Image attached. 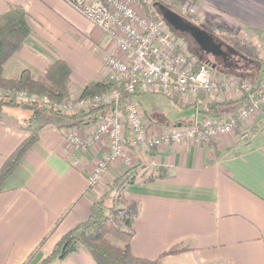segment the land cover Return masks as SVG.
I'll return each mask as SVG.
<instances>
[{"label":"crops","instance_id":"0c3cea01","mask_svg":"<svg viewBox=\"0 0 264 264\" xmlns=\"http://www.w3.org/2000/svg\"><path fill=\"white\" fill-rule=\"evenodd\" d=\"M248 1L214 0L213 4L222 9L220 13L227 16L224 22L235 27L233 31L254 34L264 48V0ZM16 4L25 9L31 31L5 63L6 78L26 68L43 74L50 63L62 59L71 69V98L80 97L93 81L112 86L106 60L115 49L114 38L67 0H0V15ZM256 59L263 71L264 58ZM156 93L134 95L151 133L173 126L157 122V108L140 100L141 95ZM173 95L177 105L194 109L192 117L174 124L204 116L200 109L207 102L223 103L222 114L235 112L241 103L235 91L215 98L205 94L197 106L193 105L197 94ZM30 115L17 106L0 112V168L28 137L24 126ZM97 121L81 122L58 112L38 115L36 122L43 125L40 139L0 191V264H40L62 235L89 217L92 202L105 193L107 184L133 166L136 179L124 190L126 200L139 202L133 254L160 258L162 264H264V131L248 140L235 129L205 144L173 141L151 150L133 149L132 165L116 161L98 185L89 187L88 175L108 151L109 138L80 152L81 163L74 165L64 130L71 127L85 134ZM263 121L261 113L247 125ZM48 264L98 263L81 247Z\"/></svg>","mask_w":264,"mask_h":264},{"label":"built area","instance_id":"2783aa9c","mask_svg":"<svg viewBox=\"0 0 264 264\" xmlns=\"http://www.w3.org/2000/svg\"><path fill=\"white\" fill-rule=\"evenodd\" d=\"M104 32L114 38L115 49L107 57L113 84L108 89L78 98L51 100L48 95L27 89L6 88L0 84V95L19 102H44L58 113L84 114L93 107L107 106L99 114L93 130L81 134L74 128L64 130L66 147L74 165L81 163L80 152L93 147L105 136L109 149L88 175V186L101 182L116 161L132 165L134 150H151L173 141L205 144L219 134L240 129L242 139L264 131V121L247 125L251 118L264 113V85L256 91L254 84L233 75L215 77L209 65L197 67L196 56L185 39L174 32L154 10L140 13L139 6L150 0H67ZM129 93L158 92L177 94L199 91L215 98L235 91L241 99L237 110L217 116H200L160 132L148 130L140 102L133 96L122 104L120 89Z\"/></svg>","mask_w":264,"mask_h":264},{"label":"trees","instance_id":"16d2710c","mask_svg":"<svg viewBox=\"0 0 264 264\" xmlns=\"http://www.w3.org/2000/svg\"><path fill=\"white\" fill-rule=\"evenodd\" d=\"M26 11L21 5H11L10 9L0 15V84L6 88L27 89L29 91L46 94L51 100L59 101L69 98V81L71 69L62 59L49 64L43 74H34L30 69H23L18 75L11 78L4 76V65L13 54L19 50L30 34ZM156 17H160L156 12ZM190 19V18H189ZM181 35L180 32L174 31ZM196 56V54H194ZM207 62L197 57V67ZM261 63L251 56L241 54L238 50L233 54L231 63L221 69H214L218 74H230L238 78H245L254 84L256 91L264 85ZM109 87L103 81L90 82L82 91L81 96L100 93ZM108 89V88H107ZM122 104L135 93L120 89ZM171 97L175 99L173 94ZM198 98L193 103L197 106L205 96L204 92L197 93ZM7 106H17L30 111L31 115L25 120L24 128L29 135L6 158L0 168V191L6 179L21 166L26 152L40 139L43 125L36 120L41 113H53L57 110L44 102H19L14 98L0 95V112ZM223 103L207 102L200 109L204 116H217L223 113ZM107 106L93 107L84 114H70L73 118H80L81 122L95 121L99 118L100 109ZM88 116V117H87ZM87 117V118H86ZM163 169V168H161ZM136 166L128 168L107 184L103 195L92 202L91 212L87 219L79 222L67 231L56 243L54 249L41 261L48 264L55 257H66L72 251L85 248L98 264H162L160 258L148 259L133 254L131 241L134 236V220L139 211L137 200H127L124 206L118 202L125 199L124 190L127 185L134 182L137 176Z\"/></svg>","mask_w":264,"mask_h":264},{"label":"rangeland","instance_id":"374dc122","mask_svg":"<svg viewBox=\"0 0 264 264\" xmlns=\"http://www.w3.org/2000/svg\"><path fill=\"white\" fill-rule=\"evenodd\" d=\"M249 1L250 3L254 2V0ZM155 2L165 4L167 7H170L173 10H176L177 12L190 18L194 23L198 24L210 33L227 39L232 43L231 45L241 54L259 59L264 58V48L260 46V44L257 42L258 40H255L257 38L252 37L254 34L242 32L237 29L233 31L235 27H232L231 25H228L224 22V18H227V16L220 13L222 9L213 4L214 0H150V4L143 3V5L139 6V12L148 13L150 8L156 12L157 9L156 6H154ZM255 35L256 37L259 36L258 33ZM188 49L193 54H196V58L199 57V48L194 43L191 42L188 44ZM140 100L143 102V105L150 103L151 107L157 108L155 114L157 122H170L171 125H174L177 119H182L185 121L194 114L193 108L177 105L170 95L164 93L141 95ZM103 109L104 108L99 110L100 113L103 112ZM95 114L97 115L98 112ZM127 202L128 201L124 199L123 201L118 202V204L119 206H124Z\"/></svg>","mask_w":264,"mask_h":264},{"label":"water","instance_id":"95a60500","mask_svg":"<svg viewBox=\"0 0 264 264\" xmlns=\"http://www.w3.org/2000/svg\"><path fill=\"white\" fill-rule=\"evenodd\" d=\"M158 3L162 8V17L174 31L189 33L199 47L204 51L216 54L223 52L222 45L216 41L213 33H210L192 21L185 22L177 11L165 6L163 3Z\"/></svg>","mask_w":264,"mask_h":264},{"label":"flooded vegetation","instance_id":"af4514ba","mask_svg":"<svg viewBox=\"0 0 264 264\" xmlns=\"http://www.w3.org/2000/svg\"><path fill=\"white\" fill-rule=\"evenodd\" d=\"M154 6H156L157 14H159L160 17H162V8L160 7V4L158 2H155ZM179 14L182 16V18H183V20L185 22L192 21L191 19H189L188 17L184 16L183 14H181V13H179ZM165 22H166V20H165ZM166 24H167V22H166ZM180 34L185 39L187 45L192 42L196 46H198V48H199V57L202 60H205L213 69H221L224 66H228L231 63V58H232L233 54L236 53V49L231 45L232 44L231 42H229L227 39L219 37V36H217L215 34H213L214 38L216 39V41H218L222 45L223 52L220 53V54H216V53L207 52V51L202 50L189 33H183L182 32Z\"/></svg>","mask_w":264,"mask_h":264}]
</instances>
